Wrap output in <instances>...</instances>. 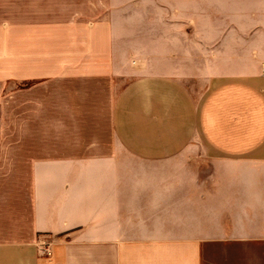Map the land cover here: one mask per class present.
Instances as JSON below:
<instances>
[{
  "label": "crops",
  "instance_id": "1",
  "mask_svg": "<svg viewBox=\"0 0 264 264\" xmlns=\"http://www.w3.org/2000/svg\"><path fill=\"white\" fill-rule=\"evenodd\" d=\"M0 264H264V0H0Z\"/></svg>",
  "mask_w": 264,
  "mask_h": 264
},
{
  "label": "built area",
  "instance_id": "2",
  "mask_svg": "<svg viewBox=\"0 0 264 264\" xmlns=\"http://www.w3.org/2000/svg\"><path fill=\"white\" fill-rule=\"evenodd\" d=\"M50 241L48 242V241H45V242H43V245H45L46 246V253L49 255L50 253H51V251H52V249H50Z\"/></svg>",
  "mask_w": 264,
  "mask_h": 264
}]
</instances>
